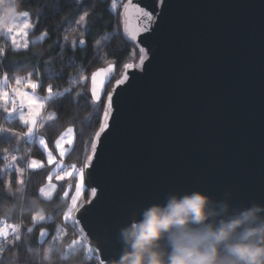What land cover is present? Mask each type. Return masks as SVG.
Segmentation results:
<instances>
[{
  "label": "water",
  "instance_id": "obj_1",
  "mask_svg": "<svg viewBox=\"0 0 264 264\" xmlns=\"http://www.w3.org/2000/svg\"><path fill=\"white\" fill-rule=\"evenodd\" d=\"M131 3L152 20L142 23L131 9L126 14L129 0L120 6L121 34L139 58L106 91L116 72L109 63L114 69L100 96L96 133L111 93L108 127L93 137L96 151L90 146L83 166L88 197L74 216L98 264L119 256V230L133 213L169 194L200 191L220 200L227 193L233 205L264 204V0ZM137 29L133 40L128 32ZM109 64L89 75L93 103L100 100L92 97V74ZM38 124L36 118L31 137ZM71 188L65 186L62 200ZM41 231L44 244L49 233Z\"/></svg>",
  "mask_w": 264,
  "mask_h": 264
},
{
  "label": "trees",
  "instance_id": "obj_2",
  "mask_svg": "<svg viewBox=\"0 0 264 264\" xmlns=\"http://www.w3.org/2000/svg\"><path fill=\"white\" fill-rule=\"evenodd\" d=\"M114 2L23 0L21 7L29 13L32 24L28 39L42 34L44 39L29 43L25 50L13 51L0 36V81L3 76L13 81L16 75L31 74L30 77L40 83V93L44 94L51 86L52 97L46 103V110L52 116L40 123L35 137L43 139L48 151L54 155L55 142L72 128V143L60 164L71 165L74 171L83 169L104 110V99L98 103L91 101L87 77L105 62L115 64V76L106 87L108 91L124 65L135 63L139 58L138 50L121 34L119 10L112 8ZM85 13V24L80 30L84 47L76 45L72 48L71 41L78 37L73 38L72 32ZM0 128L7 131L5 136H0V218L21 223L17 234L20 239L16 240V235L3 245L0 264H42L47 245L52 250L49 255L56 258L57 264H76L85 257V239L73 221L64 219L76 178L56 182L53 198L42 199L40 189L49 176L52 180L56 178L59 168L55 170L54 165L45 162V154L35 137L21 135L26 133L27 127L2 110ZM13 155L16 161L11 160ZM31 159L40 161L43 166L31 171L28 167ZM18 167L23 168L22 173L16 171ZM66 185H71V192L67 200H62L60 196ZM87 197L88 192L84 189L79 197L81 204ZM39 211L46 220L34 224L32 217ZM41 230L49 233L44 244L37 240ZM77 239L82 242L72 245ZM56 250L64 253L63 259ZM86 264H98L95 254Z\"/></svg>",
  "mask_w": 264,
  "mask_h": 264
},
{
  "label": "clouds",
  "instance_id": "obj_3",
  "mask_svg": "<svg viewBox=\"0 0 264 264\" xmlns=\"http://www.w3.org/2000/svg\"><path fill=\"white\" fill-rule=\"evenodd\" d=\"M22 2L0 0V32L20 21ZM229 195L215 200L200 191L172 193L133 213L119 230V256L109 264H264V204L233 205ZM51 251L45 250L42 264H57Z\"/></svg>",
  "mask_w": 264,
  "mask_h": 264
},
{
  "label": "snow or ice",
  "instance_id": "obj_4",
  "mask_svg": "<svg viewBox=\"0 0 264 264\" xmlns=\"http://www.w3.org/2000/svg\"><path fill=\"white\" fill-rule=\"evenodd\" d=\"M115 7H116V4L114 2L112 4V8L115 9ZM130 9L133 10L137 14V18H140V17L143 18V20L141 21L142 23H147V22H150L152 20V16L149 12L145 11L143 8H140L138 5H133L131 3V0H129V4L124 5V10H125L126 14L129 13ZM86 15H87V13H85V15L80 17V22H83L85 20ZM28 16H29V13L26 11L24 13V15L21 17V18H23V24L21 25V24L17 23L15 25V30H16L15 34H13L14 28H11L6 32L7 35L12 36V43L17 48H19L21 46H23L25 48L28 47V42L26 39L27 29L32 27V25L27 20ZM126 31H127V29H126ZM138 31H139V29H137V31L128 32L130 38L135 40ZM21 34L23 35V37H25L23 45H21L17 39V37ZM79 43L84 44L85 42H84V40H80ZM0 52H2V49H0ZM141 52H143V49H141ZM141 59H143V56L141 57ZM124 67L125 68H131L132 65L126 64V65H124ZM113 69H114V65L109 64L107 68L100 69L97 72L92 74L91 92H92V97L94 100H96V101L100 100V96L104 91V85H105L106 81H109L111 79ZM30 76H31V74H29V79L26 81L25 87L30 88L32 90H35L38 87V84L36 82H33L30 79ZM124 79H126V77ZM124 79L118 80L117 84L123 83ZM15 82L17 85H20L22 83V78L17 77ZM47 91L49 93V98H51V93H52L51 86L48 88ZM12 93H13V95L9 96V93L6 91L0 92V102L3 103L5 112H7L9 114L16 113L17 111L19 112V120L22 122V124L27 126V132L23 133L21 135L31 137L33 135V132H34V127L36 124V117L39 115L40 110L43 107V104L41 102H38V99L35 98L33 94H31L28 91H25L19 87L12 89ZM111 100H112V94L108 93V106L104 111V122L101 123L99 132H97L95 134L97 140L99 139L100 134L108 127L107 120H108V117L110 114ZM9 104H11V108L8 107ZM25 108L27 109L26 114L24 112ZM72 133H73V129L68 128L67 132L64 135H62L59 140L56 141V148L60 150V156L61 157L64 155V147H63L64 143L65 142L68 144L72 143V139L70 138ZM40 144L44 146L45 150H47L48 146L43 139L40 140ZM91 147H92L93 153H95L96 143L93 142ZM48 157H49L48 163L49 164L53 163L54 158H53L51 152H48ZM91 159H92V157L89 156L88 157L89 162L91 161ZM11 160L16 161V156L13 155L11 157ZM41 166H42L41 162L38 160H32L29 164V167H31V168H37V167H41ZM16 171L22 173L23 168L18 167L16 169ZM78 174L80 175L81 182L77 183L75 186L76 195L72 196V207H70L68 209L69 214H71L73 211H79V209L76 208V203H77V197L81 194V191H82L83 169H79ZM72 175H73L72 172L65 173V176H72ZM49 179H51V177H49ZM56 179L57 180H63L64 176H57ZM51 187H52V189H54L55 185H52ZM69 188H71V185H69ZM40 192H41V194H43L46 197L51 196V192H46L44 188H41ZM91 194L94 197L96 195V190L92 189ZM68 195H69V193L67 191H65L64 196L67 197ZM33 220L34 221H37V220L44 221L45 216L41 215L40 213H37L36 215L33 216ZM78 223H79V221L74 219V224H78ZM8 229H11V231L13 233H15L19 230V226L5 224L3 227H0V237L7 239L8 235H9ZM28 231H31V229H28ZM82 231L83 230L81 229V232ZM40 235L44 236V235H46V233L41 231ZM15 238H16V240L20 239V237L18 235ZM78 243H80L79 240H74L72 242V245H75ZM72 245H70V247ZM91 251H92V249L89 248L88 252H91Z\"/></svg>",
  "mask_w": 264,
  "mask_h": 264
},
{
  "label": "rangeland",
  "instance_id": "obj_5",
  "mask_svg": "<svg viewBox=\"0 0 264 264\" xmlns=\"http://www.w3.org/2000/svg\"><path fill=\"white\" fill-rule=\"evenodd\" d=\"M122 3H123V0H115V4H116V7H115V10H119L120 9V6L122 5ZM27 20H28V22L31 24V21H30V19H29V17H27ZM17 23H19V24H23V18H21L20 19V21H18ZM84 24H85V22L83 21V22H80V20H79V23H78V26H77V28L74 30V32H72V34L74 33V35H73V38H75L76 36H78L77 38H75L74 40H72L71 41V47L72 48H75L76 47V45H77V42H78V40H80L81 39V36H80V30H82L83 29V27H84ZM32 25V24H31ZM14 28V33L13 34H15V26L13 27ZM31 29H32V27H30L29 29H27V37H26V39H27V42H28V45H29V43H35V42H40V41H42L43 39H44V37H45V35L44 34H42L41 36H38V37H36V38H33V39H31V40H29L28 39V34H29V32L31 31ZM0 36H2L3 37V39L5 40V41H7L8 42V44H9V46H10V48L13 50V51H19V50H25L26 48L25 47H23V46H21V47H19V48H17V47H15V45L12 43V36L11 35H7L6 34V32H0ZM17 39H18V42L21 44V45H23V42H24V39H25V37H23V35L21 34V35H19L18 37H17ZM107 64H109V62H105L104 64H103V66L102 67H104V66H106ZM17 77H21L22 78V83L20 84V85H17L16 84V78ZM88 78H89V76L87 77V83H88ZM29 79V74H26V75H16L14 78H13V81H11V80H9L7 77H5V76H3V78L1 79V81H0V92H2V91H6V92H8L9 93V96H12L13 95V93H12V89H14V88H17V87H19V88H21V89H23V90H25V91H28L29 93H31V94H33L34 95V97L35 98H37L38 99V102H41L42 104H43V107L41 108V110H40V113H39V115L36 117L38 120H39V125H40V123L41 122H43V121H47L49 118H51V113L49 112V111H47L46 110V103L48 102V100L50 99L49 98V93H48V89H46L45 90V93L44 94H42V93H40L39 91H38V87H39V85H40V83H39V81L36 79V78H31L30 77V79L33 81V82H36L37 84H38V87L35 89V90H32V89H30V88H26L25 87V83H26V81ZM51 97H52V94H51ZM8 107L9 108H11V104H9L8 105ZM4 111V105H3V103L2 102H0V111ZM24 112H25V114L27 113V109L25 108L24 109ZM7 113V112H6ZM8 114V117H9V113H7ZM12 117H14V118H16L21 124H22V122L19 120V112L17 111L16 113H14V115L12 116ZM11 118V117H10ZM23 126H25L24 124H22ZM37 129H38V127H37ZM37 132V131H36ZM66 132H67V130H66ZM7 134V131L6 130H3V129H1L0 128V136H5ZM36 136V135H35ZM34 136V137H35ZM71 139H73V135L71 134V137H70ZM40 140H41V138H37V143H39V146L40 147H42L43 149H44V151H45V153H46V155H47V157H48V149L47 150H45V148H44V146L43 145H41L40 144ZM60 153V150L58 149V154ZM49 158V157H48ZM60 166H61V164L60 163H58V167L60 168ZM73 168V167H72ZM73 169H71V170H69L68 172H72L73 173ZM79 172V171H78ZM57 176H64V178L65 179H67L68 181L71 179V176H65V175H59L58 173H57V175L55 176V177H57ZM50 177V176H49ZM60 180H57L56 178L54 179V180H52V179H47V181L45 182V184H44V186L42 187V188H44L45 189V191L46 192H51V196L50 197H46V196H44L43 194H41V192H40V196H41V198L42 199H44V200H50V199H52L53 198V196H54V193H55V190H56V182H59ZM81 181H78V182H76L75 183V186H76V184L77 183H80ZM52 185H55V188L54 189H52ZM75 186H74V189H73V191H72V193H71V196H70V198H69V207H68V209L70 208V207H72V196H74V195H76V191H75ZM83 190H84V184L82 185V191H81V193L83 192ZM81 195V194H80ZM80 195L77 197V203H76V208H79L82 204V202H81V200H80ZM68 209L66 210V212H65V214H64V219L65 220H67V221H73L74 220V216H75V213H76V211H73L71 214H69L68 213ZM37 213H40L41 215H43L40 211L39 212H37ZM37 213H35L34 215H36ZM33 215V216H34ZM67 217V218H66ZM45 220H46V217H45ZM44 220V221H45ZM32 221H33V223L34 224H37V223H39V222H42V221H39V220H37V221H34L33 220V217H32ZM77 240H79L80 242H82L80 239H77ZM76 245V244H75ZM51 247H50V245H47L46 247H45V250L46 249H50Z\"/></svg>",
  "mask_w": 264,
  "mask_h": 264
},
{
  "label": "built area",
  "instance_id": "obj_6",
  "mask_svg": "<svg viewBox=\"0 0 264 264\" xmlns=\"http://www.w3.org/2000/svg\"><path fill=\"white\" fill-rule=\"evenodd\" d=\"M123 2H124V0H123ZM71 169H72L71 165H67V164H62L61 163V167L58 169L57 173L59 175H65V173H67ZM5 224H7V225H17V226H19V230L17 232L13 233L11 231V229H8L9 235H8L7 239H5L3 237H0V250L2 249L4 244H6L10 239L14 238L19 233L20 228H21L20 221H18L17 223H11V222L7 221L6 219L0 218V227H3ZM89 248L90 247L86 243H84L85 255H87L89 258H92V257H94V254H93L92 251L88 252Z\"/></svg>",
  "mask_w": 264,
  "mask_h": 264
},
{
  "label": "crops",
  "instance_id": "obj_7",
  "mask_svg": "<svg viewBox=\"0 0 264 264\" xmlns=\"http://www.w3.org/2000/svg\"><path fill=\"white\" fill-rule=\"evenodd\" d=\"M14 115V114H13ZM12 115V116H13ZM38 126H39V124H38ZM27 127V126H26ZM66 133V131L62 134V135H64ZM61 137V136H60ZM60 137H59V139H60ZM37 138L38 137H35V142L37 143L38 141H37ZM58 139V140H59ZM38 144V146H39V143H37ZM70 145L71 144H68V143H64V145H63V147H64V155H65V153L68 151V149H69V147H70ZM40 147V146H39ZM54 147H55V154L53 155L52 154V156H53V158H54V160H53V163H51V164H49L48 163V157H47V155H46V153H45V151H44V149L42 148V147H40L41 148V150L44 152V154H45V162L48 164V165H54V169L56 170L57 168H59L58 167V163H60V161H61V158L64 156H60V153L58 154V149L56 148V142H55V144H54ZM33 159H31V160H29V163H28V167H29V164H30V162L32 161ZM41 165L43 166V164L41 163ZM41 166V167H42ZM41 167H37V168H31V167H29V169L31 170V171H33V170H37V169H40ZM55 170H53V172L55 171ZM79 172L78 171H73V175L71 176V177H75L76 178V182H78V181H81V178H80V175L78 174Z\"/></svg>",
  "mask_w": 264,
  "mask_h": 264
}]
</instances>
